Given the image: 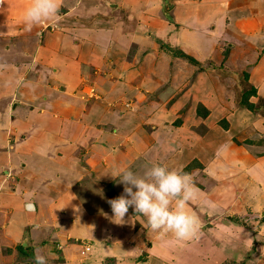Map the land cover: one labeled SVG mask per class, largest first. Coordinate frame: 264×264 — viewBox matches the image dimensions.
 I'll use <instances>...</instances> for the list:
<instances>
[{"label":"rangeland","instance_id":"374dc122","mask_svg":"<svg viewBox=\"0 0 264 264\" xmlns=\"http://www.w3.org/2000/svg\"><path fill=\"white\" fill-rule=\"evenodd\" d=\"M1 1L5 3V0H0V2ZM8 1L16 3L12 6L9 14L7 13L8 9L6 12V4L0 7V80L3 78L8 85L19 77L20 67L24 65L19 62H25L22 50L26 47L27 51H30V55L27 54V51L26 55L30 56V58L33 56V61H30L31 72L50 77L56 73V70L66 69L72 72V74H75L73 67L72 69L71 67H67L72 66V62L69 61L71 60L70 57H68L69 60H67L66 66L60 63L61 60L59 58L63 60L68 54L65 46L60 44L59 47H56L54 43L57 38L62 39L59 37L65 38L69 35L71 40L79 41L80 44L81 38L71 33L69 28L74 32L76 28H83V24L86 20L92 19H94V21L98 20L95 23V28H100V19H103L101 21L104 22L112 21L115 23L118 31L125 35L130 32V27L131 29L134 28L127 22L128 18L123 13H121V15L118 13L121 11L120 9H125L120 0H107L104 2L101 6L108 9L106 14L103 11L96 14H89V11L82 10V1L85 2V0H78L77 2L76 0H69L63 3L54 1L58 6L57 14L55 16L41 18L38 22L32 23H29L25 19V14L21 15L22 11L25 13L26 9L32 5L31 0ZM34 1L35 0H32V3ZM176 1L178 0H163L160 10V15H162L159 22L164 21L165 24H167V28L160 25L159 30V25L150 23V25L142 29L141 33L137 34L135 29V31L131 30L133 31V35L143 36L142 34H144L142 37L143 41L139 40L137 44L131 43L125 53L116 50L118 51L117 54L119 57L120 55H125L126 57L122 63L115 64L113 60L110 59L109 55L104 54L103 51L100 53L96 52V56H92L91 54L94 58L91 57V59H89L90 56H88V58H84L85 60L82 59L83 63H80L81 69L77 71L78 75L82 74L84 77H87L89 76L87 73L91 72V77L93 73L98 74L102 71L105 72L106 75L110 73H114L115 75L121 74V78H119L118 81L119 83L111 89L112 82L110 83V79L107 80L106 83L98 80L94 85L95 89L92 87L93 93L95 90V94L98 93V95H101L99 101L105 104L107 110V115H101V117H99L97 113L93 115L94 118H92V120L99 121L100 128H109L110 130L103 133L98 132L97 135H106L104 139L106 145L104 147L108 145L107 151H112L116 148L113 150L115 153L114 156L108 158L114 172L119 168H128L134 173L140 174L146 167L155 163L157 159L156 156L160 158L161 156L158 155L168 152L176 157V159L172 156L166 157L169 163L172 164V166L174 165L177 171L186 173L190 177L189 186L192 190L191 199L194 202L191 203L193 209L191 211L194 212L193 214L199 221V228L193 237L183 241L179 240L178 247L174 248V250L171 248L173 256L167 255L169 253H164L165 259H163L160 264H264V251L260 249V245H264V235H261V237L258 236L262 223L260 220L262 213L259 212V210L262 209L264 204V189H262L263 186H261L260 189H255L254 192L256 193H251L249 195V192H247V188H249L248 185L251 184V182L249 184L248 181L249 177L247 170L252 167V170L261 175L264 172V160L257 164L249 159L250 156L252 158L264 156V93H261L264 86L263 83L260 82V78L262 79L264 77V60L257 70L256 77L253 76V84L259 89L256 95L250 97V100L254 103V109L250 111L237 104L238 97L236 99L234 98L236 95L239 96L240 92L250 87L251 83L248 81L246 82L242 73L245 70L249 73L250 77L252 66H256L257 61H253L249 64L245 61L241 64H235V67L232 68L223 64V68H220V70L216 67L220 57L208 54L209 51L215 52L217 49L218 54L222 55V53L227 50L228 55L230 56L231 54V60L233 58H239L241 61L242 59L244 60V54H249L248 52L251 50V48H249L250 46L241 47L235 44V47L239 50L238 52L237 49H232V46L228 44L235 42L232 37L233 33H231L234 29L233 25H239L242 28L243 23H245L244 29L246 33L250 32L249 35L256 26L250 22L249 9L241 8L243 4L245 6V4L247 5L246 2L249 4L252 0H227V6L230 9L229 12L232 14L237 12L239 17L233 18L232 25L230 24L228 26L231 32L225 31V33L229 35V39H226V44L220 43L217 48L216 40L218 42L221 34L220 23L224 21L222 10H224L225 4L223 1L200 0L188 11V13L193 16L192 18L186 15L180 16L181 11L177 12L172 10V6L175 5ZM253 2L261 3L264 2V0H253ZM237 3H239V6L235 5ZM156 9L158 10L160 8L156 7ZM206 9L209 10L207 11ZM254 9L255 10L252 8V11L257 18L256 23L264 24V4L262 5V10H257V8ZM259 15L260 17H258ZM219 17L220 19H218ZM204 18L207 20L212 18L210 22H206L210 26L209 29L215 32L209 34L211 35L210 38L213 44L208 45L206 48H201L197 47L198 44L205 43L207 41L206 39H208V35L202 28H196L194 31L193 29L194 26L197 25V21H204ZM226 23L228 25L229 20H226ZM132 24L134 25V22ZM186 24L196 37L189 40L185 39V42L181 43L180 46L176 45L174 47H180L188 54H192L189 50L193 52L205 50L206 52H202V56H200L204 58L208 54L205 58V62H201V59L198 58L196 61L197 64L193 63L190 65L188 60L185 61L181 59L180 56L173 55L167 51L165 46H170L169 42L166 41L167 32L164 38L158 37L161 32L171 28H178L180 25ZM234 33L240 32L234 31ZM262 33H264V25L262 27ZM48 35L50 36L48 37ZM249 35L247 34V36ZM23 38L26 39V41L22 40ZM46 39H49L51 43H47ZM24 41L25 44H22ZM82 43L85 44V39ZM79 44H77L76 47L73 45L71 49L77 48V51H80ZM67 45L70 46V41L67 42ZM259 49L257 53L254 51L251 52V59H254L257 54H259L257 60L259 61L261 59L264 55V45L261 50ZM60 53H63L64 56H61ZM85 53L86 50H83V54ZM73 54H77V52L73 50ZM45 56L50 57L49 60L51 61L48 60L46 64L44 63L46 65V70L39 69L38 66H41V62H43ZM192 57H195L194 54H192ZM28 59L29 58H26V60ZM92 59L94 61H92ZM10 62H14L13 66ZM34 62L35 66H37L36 68ZM16 63H18L17 66H15ZM213 64L216 66H213ZM200 66L204 68L200 69ZM193 67L196 68V76L193 75ZM133 68L138 71V74H130ZM199 71H201L200 73L206 71L205 75L211 84L217 82L221 78L222 82L224 81L226 83V88H229V93L224 95L221 99L223 104L222 107H220L221 109L217 111L207 109L208 113L205 116L196 114V110L194 109L198 105V101L196 100L194 105L189 91L186 90L193 85ZM220 72L223 73L220 74ZM222 74L225 77H223ZM41 76L40 78L43 79ZM104 77L107 78L108 76ZM100 78L102 79L103 76H100ZM25 80L28 79H23V84H27ZM257 81L260 83L258 84ZM42 83L50 86L54 85L50 81ZM91 86L92 85H89V87ZM19 87L20 83L15 87V89H17V96L20 95L22 89ZM57 87L59 89L61 88L60 86ZM88 90L89 88H87L86 84L83 93H81L82 98L86 97L85 100H89L87 95ZM230 90L234 91L236 94L233 95ZM71 91H73V89ZM183 93L186 94L184 96L186 101L181 100ZM106 94H108L110 99ZM28 101V103L34 105L32 100ZM13 102L15 103L16 101ZM18 102L17 100V107L21 104V102ZM182 103L185 105V111L191 110V117L188 118L189 120H187V122L183 121L184 119L182 120V112L180 111L181 115L177 112V109L183 106ZM158 105L160 106L159 108H157ZM21 108L26 110V107L23 105H21ZM204 108H206L205 105L201 104L200 111H204ZM18 112L20 115L14 116L13 118V121H15L17 125L13 127V122L12 124L10 123V125L8 123L9 127L4 136L7 140V142H5L6 144H3V130H0V176L6 178V184H10L11 182L15 183L14 185L17 186V188L14 186L16 189L15 192L18 194L17 191H20V194L23 187L25 191L26 189L30 191V186L22 185V187L20 185L21 181L28 180L32 176L28 173H34L37 175L35 176L36 178H40L41 175L46 174L47 170L45 169H48L50 166H43L40 163L36 164L38 162L35 159V154L23 155V153H21L20 155L22 150L19 149L17 150L18 152H16L13 148L8 146V144L11 143L10 141L14 140L13 138H18L19 140L23 139V134H25L30 126L27 123V119L23 117L20 108ZM201 118L205 119L206 122L200 121ZM2 119L3 117L0 120ZM2 122V125H4V122L7 124V121L4 119ZM155 125L157 127L156 131H154ZM4 127L6 126L4 125ZM113 134H119L121 137L111 136V140H109L107 137ZM126 135L130 143L123 140ZM143 135H145L144 138ZM146 135H151V137H147ZM9 139L10 141H8ZM19 140L15 143H19ZM131 142H135V144H131ZM153 143L157 144L154 145ZM125 145L129 146L125 149L126 153H129L128 151L133 145L137 152H134L132 157L122 154L123 149L121 148H125ZM153 145L158 146L153 148ZM16 146L19 145L16 144ZM150 146L153 149L150 150ZM179 147L180 149L176 151ZM169 163L167 162L168 165ZM51 164L53 163L51 162ZM187 164L188 166L184 167ZM172 166H170V169H172ZM111 172L112 171H110V173ZM46 176L49 177V175ZM84 176V174L79 175L78 181L76 182L77 184L73 183L70 187L66 183L67 187L63 186V188L60 186L57 187L58 185L55 182H49L47 180L49 182V187L53 188V193L48 195L43 192V196L45 199L55 201V203L51 204L50 202L41 201L45 206L49 205L50 210H53V212L59 215V218H65L67 223H69L67 221L68 218L73 217L76 210H85L86 212H88L89 209L91 211L92 208L98 210L96 212L102 211V209L108 210L110 208L107 205L108 200H104L102 196H104L105 193H107L109 197L111 195L113 196V194H109L110 186L115 188V197L123 192V184L118 182V180L111 185L108 184L104 191L100 189L96 183L101 182L99 178L104 177L102 176V172ZM16 178L23 179L19 182ZM56 179L58 182V178ZM72 180V176L69 174L67 175V179L65 178L67 182H71ZM46 184L48 186V183ZM227 185L237 189L234 201L225 202L227 207H223L222 210L215 211L213 209L211 213L210 210H208V215L204 216V213H200L199 208L201 207V202H205V200H208L210 197H215L213 193L215 187L217 186L219 189L222 188V190L225 191L223 192L225 195L229 190ZM41 188H45V182ZM0 190L9 195L6 186L3 188L0 187ZM39 191L40 190H35V192H33L35 199L37 195L42 194ZM101 191L102 195L100 194ZM199 191L203 193L201 194ZM72 195L76 197L73 206L69 204L72 202H68ZM259 195L263 196L260 198L261 202H255L256 210L254 209V211H252L248 202L260 197ZM32 202L35 203L34 200H32ZM217 205L220 207L223 204L222 202H217ZM195 213L199 215L197 216ZM50 215L52 218L55 217L52 212ZM235 216L238 218V222H234L230 219ZM202 219H204L203 224L200 223ZM51 225L52 224L49 225L50 229L52 228ZM152 231L154 233V230ZM221 233H223V238H221L223 247H221V242L218 241ZM56 238L58 239L57 236ZM159 239H161L159 243H161L162 246L165 247L166 244H168L166 239H162L160 236ZM68 241H73L76 246L77 252L75 255L79 259H76L77 263H75L90 264L87 262V257L90 254L92 240L89 237L82 239L70 237ZM150 241L153 243L152 240ZM151 242H148V245H150ZM22 245L23 242L20 246ZM172 245L171 243L170 247H172ZM177 249H180L179 252H181V254L176 252ZM210 249H212V251ZM28 250L29 252L32 251L30 247ZM34 256L32 255V257ZM110 257L102 258L100 264H117V262H119V264H152L148 262L149 257L146 251L138 255L133 253L128 256V258L115 259L113 261L109 260Z\"/></svg>","mask_w":264,"mask_h":264},{"label":"crops","instance_id":"0c3cea01","mask_svg":"<svg viewBox=\"0 0 264 264\" xmlns=\"http://www.w3.org/2000/svg\"><path fill=\"white\" fill-rule=\"evenodd\" d=\"M54 1H60L63 3L69 0ZM77 1L78 0H76V2ZM106 1L107 0H85L86 3L82 1V10L89 11V14H96L100 11H103L106 14L108 12V9L101 6ZM120 1L123 3L125 9H120L121 11H119L118 13L120 15L121 13H123L128 18L127 22L134 27L133 29H131V27L129 28L131 33L129 32L127 33V35H125L122 32L118 31L114 22L101 21L103 19L99 20L101 23L100 28H95V23L98 20L94 21V19H92L86 20L83 24L84 27L76 28L74 32L69 28V31H71V33H74L78 36V38H81L80 44L79 41L71 40V37L69 35H67L65 38L59 37L62 39L57 38V40L54 42L56 44V47H59L60 44L65 46L68 54L63 58V60L59 58L61 60L60 63L66 66L67 60H69L68 57H70L71 60L69 61L72 62V66L67 67H71V69L73 67L75 74H72V72H69L66 69L56 70V73L50 77H48L47 75L41 76L40 73L36 74L35 72H31L30 61H33V56L31 58L30 56H28L30 55V51H27L26 47L24 50H22V53L24 54V61L26 63L23 61L19 62L24 64L21 67L19 66V77L10 82L9 85L5 80H3V78L0 80V117H3V119L7 121V124L6 122H4V125L6 126L4 127V125H2L3 119L0 120V130H3V144H6L5 142H7L4 136L6 134L7 128L9 127L8 123L10 125V123L12 124L13 122V127L17 125L15 121H13V118L14 116L20 115V113L18 112V109L20 108L23 117L27 119V123L30 126L26 130L25 134H23V139L19 140L18 138H13L14 143L9 139L8 141H10L11 143H9L8 146H10V148H13L16 152H18L17 150L19 149L22 150V152H20V155L21 153H23V155L35 154V159L38 162L36 164L40 163L43 166H50L48 167V169H45L47 170L46 174L41 175L40 178H36L35 176L37 175L34 173H28L32 175L28 180L21 181L23 178H16L17 181H21V184L18 182L21 186L28 185L31 187L30 191L27 189L25 191V188L22 186L23 188L20 194V191H17L18 194L15 192V183L11 182L10 184H6V178L4 176H0V187L3 188L4 186H6L7 191L9 192L8 195L0 190V264H35L34 257H32V255L34 256V254H44L49 257V264H76V259L79 258H77L75 255L77 251L73 241H68V238L70 237L77 239L89 237L92 240L90 254L87 257V262H89L90 264H100L102 258L104 257L111 256L109 260L113 261L115 259L118 260L122 258H128V256L133 253L138 255L143 251L148 252L149 263L160 264L163 259H165L164 253H169L167 255L173 256L171 248H173L174 250V248H177L179 245V240L176 239L171 233H165L160 230L154 231L153 233L152 229L147 226V224H145L147 223L146 218L140 214L135 213L132 207H129L128 212L125 214L123 223H115L111 220L110 217L112 216V210L109 204H107L110 207L108 210L102 209V211L99 212H96L98 210L93 208L91 211L89 209L88 212H86L85 210H76V212L73 214V217L68 218L67 221L69 223H67L65 218H59V215L53 212V210H50L49 205L45 206V204L41 201L43 200L45 202H50L51 204L55 203V201L45 199V197L43 196V192L47 193L48 195L53 193V188L49 187L50 181L55 182L58 185L57 187H67L66 183L71 187L73 183H76L78 181L79 175L84 174L85 176H88L90 174H98L102 172V176L104 177L99 178L101 182L96 184L100 189H103V191L105 187L108 186V184L111 185L112 183L117 181V179H114L110 174H107L110 173V171L114 172L108 161V158L110 156H114L115 153L113 150H115L116 148H114L112 151H107L108 145L104 147L106 145V142L104 140L106 135H97L98 132L103 133L107 130H110L109 128H100L99 121L92 120V118H94L93 115H96L97 113L99 114V117H101V115H107V110L105 108L106 106L103 102L99 101L101 99V95H98V93L95 94V90L94 93L90 92V88H94V85L98 80L106 83L107 80L110 79V83L112 82L110 87L111 89L117 83H119L118 81L119 78H121V74L115 75L114 73H110L109 75H106L105 72L102 71L98 74L93 73V75L90 77L91 72H88L87 75L89 76L84 77L82 74L78 75L77 71L81 69L80 63H83L82 59H84L85 57L88 58V56H90L89 59H91L92 56H96V52L100 53L102 51L104 54L109 55L110 59H112L115 64H120L126 59V57L125 55H120L119 57L117 52L122 51L123 53H125L131 43L137 44L139 40L143 41L142 37L144 36V34H142L143 36L133 35V31L136 30L137 34L141 33L142 29L146 28L148 25H150V23L159 25V30L160 25L167 28V24H165L164 21L159 22L162 15H160V10L162 8L163 0ZM199 1L200 0H178L176 1L175 5L172 6V10L177 12L181 11L180 16L186 15L192 18L193 16L189 14L188 11ZM222 1L225 4L224 10H222L224 21L220 23L221 34L218 42L216 40V48L220 43L226 44V39H229V35L226 34L225 31L227 30L231 32L228 26L230 24L232 25L233 18L239 17L237 12L235 14L229 12L230 9L227 6V2L229 0ZM33 3H35V1ZM33 3L31 0V4ZM246 3L247 5L245 4L244 6L243 4L241 8L249 9V16L251 19L250 22L252 24H255L256 26L253 28L251 34L249 35L250 32H245V23H243L242 28L239 25H233L234 29L231 33H233L232 37L235 42L227 44L229 46H232V49H237L238 52L239 50L235 47V44L240 45L241 47L250 46L249 48H251V50L248 52L249 54H244V60L242 59V61L239 58H233L231 60L230 54V56L228 55L223 62L222 55L218 54L217 49L215 52L209 51L208 54H210L211 56L213 55L215 57H220L217 65L222 62L224 65L230 68L235 67V64H241L245 61H247V64L253 61H257L256 66H252V72L250 74L251 76L249 77L250 79H248V82L253 84V76L256 77L257 70L262 65V61L264 60V55L258 61L257 57H259V54H257L254 59L250 58V54L253 51L257 53V50L259 48V50H261L264 45V33H262V27L264 24L256 23L257 18L253 14L252 8L253 10H255L254 8H257V10H262V5L264 4V2L254 3L252 0L250 2L251 4H248V2ZM4 4L7 5L6 12L8 9L7 13L9 14L12 6L16 3L5 0V3H3L2 1L0 2V7H2ZM235 5L239 6V3ZM156 7L160 9L157 10ZM24 14L25 13L22 11L21 15ZM258 17H260V15ZM211 19L207 20L206 18H204V21H197V25L194 26L193 31L196 28H202L208 35V39H206L207 41L205 43L198 44L197 47L206 48L208 47V45L213 44V41L210 38L211 35L209 34H212L215 31H211L209 29L210 26L206 22H210ZM218 19H220V17ZM226 20H229L228 25L226 23ZM92 21L94 22V24ZM131 21L132 23L134 22V25L131 23ZM193 31H191L190 27L187 26V24L180 25L178 28H171L159 33L158 37L164 38V35L167 32L166 41L169 42V47L176 48L174 46H180L181 43L185 42V39L189 40L196 37L195 34H192ZM234 31H239L240 33H234ZM247 34L249 36H247ZM49 36L50 35H48V37ZM84 39L85 44L82 43ZM2 40L5 41L4 39ZM22 40L26 41V39L24 38ZM25 41L22 44H25ZM46 41L49 44L51 43L49 39H46ZM68 41H70V46L67 45ZM77 44L80 45V51H77V48L71 49L73 45L76 47ZM73 50H75L77 54H73ZM83 50H86L85 54H83ZM26 51L28 55H26ZM189 51L194 54V58L196 60L199 58L201 59V62H205V58L208 54L204 58L200 57L202 56V52H206L205 50L195 52L191 50ZM192 54L190 55L192 56ZM60 55L64 56L63 53H60ZM26 58L29 59L26 60ZM180 58L187 61L185 58ZM49 59L50 57L45 56V59L43 60V62H41V66H38V68L46 70L45 64ZM92 61L94 60L92 59ZM10 64L13 66L14 62H10ZM17 64L18 63H16L15 66H17ZM191 64L193 63H190V65ZM36 67L37 66H35V68ZM195 71L196 68L193 67V75L196 76ZM200 72L201 71H199L197 77H195L193 85H191L190 88H187L186 90L189 91L194 105L197 100L198 104L201 103L205 105L206 109L217 111L221 109L220 107H222L223 105L221 99L224 97V95L229 93V88H226L227 85L224 81L222 82L221 78L217 82L211 84L207 80V77L205 75L206 71H202V73ZM221 73L223 72H220V74ZM130 74H138V71L133 68L130 71ZM40 76L43 77V79L40 78ZM100 76H103V78L101 79ZM104 76L108 77L105 78ZM23 79H28L25 80L27 84H23ZM47 80L54 85L50 86L42 83L48 82ZM260 82L263 83L264 86V77L262 79L260 78ZM260 82L257 81L258 84ZM19 83L22 89L20 91V95L17 96V89H15V87L18 86ZM86 84L87 88H89L87 92L89 100H85L86 97L82 98L81 96V93H83ZM89 85L92 86L89 87ZM57 86H60L61 88L59 89ZM72 89L73 91H71ZM258 89L256 87V92ZM230 92L233 95L236 94L232 90H230ZM261 93H264V87ZM185 95L186 94L184 93L182 94L181 100H185ZM106 96L110 99L108 94H106ZM237 97L238 95H236L234 99H236ZM17 100L21 102L19 107H17ZM28 100H32L34 102V105L28 103ZM13 101L16 102L14 103ZM21 105L25 106L26 110H23V108H21ZM159 107L160 106L158 105L157 108ZM196 108L194 110H196ZM177 110L176 111L179 114L180 111L182 112L181 117H183V121L187 122V120H189L188 118L191 117V110L189 109L185 111L184 104ZM200 121L206 122V120L203 118H201ZM156 130L157 127L155 125L154 131ZM111 136L121 137V135L119 134H113L109 135L107 138L111 140ZM146 136L151 137V135ZM144 137L145 135H143V138ZM17 140H19V143H15ZM123 140L130 143V140H127V135ZM132 143L135 144V142H131V144ZM16 144H18L19 146H16ZM154 145L153 148L158 146ZM124 147L125 148H121L123 149L122 154L128 155L129 157H132L134 155V152H137L134 148V145L128 151L129 153L125 152V149H127L129 146L125 145ZM153 148L151 147L149 149L151 150ZM179 149L180 147L177 148L176 151H178ZM158 156L161 157L159 158L156 156L157 159L155 163L165 164L169 168L170 166H172V164L169 163L166 157L172 156L176 159L175 155H172L168 152H165L164 154H160ZM249 159L253 163L258 164L259 162L264 160V156H259L256 158H252L250 156ZM51 162L53 164H51ZM167 162L169 163V165L167 164ZM173 168L177 169L174 165L172 166V169ZM251 168L252 167L247 170L249 184L251 182V184L248 185L249 188H247V192H249V195L251 193H256L254 192L256 188L258 190L261 188V186H263L262 189H264V172L261 175ZM68 174L72 176L73 180L71 182L65 181V178L67 179ZM46 175H49V177ZM56 178H58V182ZM43 181L45 182V188H41L44 183ZM46 183H48V186ZM227 186L229 187V185ZM35 190H40L39 192L42 193L40 195H37L36 199L33 193L35 192ZM236 190L237 189L235 187L230 186L227 194L224 195L223 192L225 191H223L222 188H217L216 186L213 190L215 197H210L208 200H205V202H201V207L199 208L200 213H204L203 215L205 216L208 215V210H210L211 213L213 209L217 211L222 210L225 206L227 207L225 202L234 201ZM190 191L192 190L190 189ZM115 193V188L110 186L109 194H113V196L111 195L109 197L108 194L105 193L106 196L104 195L102 197L107 201L111 198H114ZM199 193L202 194L203 192L199 191ZM261 197L263 196L255 198L248 202L252 211H254V209L256 210L255 202H261ZM32 200H34L35 203H33ZM75 201L76 197L72 195L68 202H72L69 204L73 206V203ZM27 202L32 203L33 209H27L25 207V203ZM192 202V199H190L186 204V207L190 211L193 210L191 204ZM217 202H222L223 205L219 207L217 205ZM51 212L54 213V218L51 217ZM259 212L264 214V204ZM191 213L193 214L194 212L191 211ZM195 214H197V216L199 215L198 213ZM203 221L204 219L200 220V223L203 224ZM48 222L52 224L51 229L49 228L50 224ZM261 235H264V221L261 223V229L258 233L259 237H261ZM56 236L58 237V239L56 238ZM159 236L162 237V239L167 240L168 244H166L165 247L162 246L161 243H159V241H161V239H159ZM221 238H223V233L220 234L218 240L221 242V247H223V241H221ZM150 240H152L153 243ZM22 242L23 245L20 247V244ZM148 242H151V244L148 245ZM171 243L173 244L172 247H170ZM29 247L32 249V251H30L31 253L28 250ZM212 249L210 250L212 251ZM260 249L264 251V245H260ZM179 251L180 249L176 250V252L181 254V252ZM117 264H119V262H117Z\"/></svg>","mask_w":264,"mask_h":264},{"label":"clouds","instance_id":"9594fccd","mask_svg":"<svg viewBox=\"0 0 264 264\" xmlns=\"http://www.w3.org/2000/svg\"><path fill=\"white\" fill-rule=\"evenodd\" d=\"M57 12L54 0H35L26 9L25 19L29 23L38 22L41 18L55 16ZM107 174L123 184V192L107 201L113 222L123 223L125 214L132 207L135 213L146 218L148 226L154 231L171 233L178 240L196 234L199 221L186 207L191 199L190 177L186 173L170 169L162 163H152L140 174L128 168H119ZM25 207L33 209L32 203H25ZM34 261L35 264H49V257L36 254Z\"/></svg>","mask_w":264,"mask_h":264},{"label":"trees","instance_id":"16d2710c","mask_svg":"<svg viewBox=\"0 0 264 264\" xmlns=\"http://www.w3.org/2000/svg\"><path fill=\"white\" fill-rule=\"evenodd\" d=\"M170 8V6H169ZM165 48L167 49V51L169 53H172L173 55H176V56H180L182 58H185L186 60H188L190 63H194V64H197L196 63V59L194 57H192L190 54L188 53H185L183 50H181L180 48H171L167 45V47L165 46ZM228 56V52L227 50L224 51V53H222V62L226 59V57ZM220 63L218 64L217 66L213 64V66H216L217 68H223V63ZM201 68H204L203 66H200V69ZM243 75V78L246 79V82L248 81L249 79V73L247 71H243L242 73ZM256 95V87L251 84L249 88L243 90L242 92H240V95L238 96V99H237V104L239 106H243L245 107L246 109L248 110H253L254 109V103L250 100V97L251 96H254ZM200 105L201 104H198L197 105V108H196V114H198L199 116H205L208 112V110L206 108H204V111H200ZM188 166L185 165L184 167ZM190 166V165H189ZM184 169V168H183ZM187 169V168H186ZM184 172V171H183ZM232 221L234 222H238V218L235 216V217H231L230 218ZM260 220L263 222L264 221V214L263 216L260 218ZM21 247V246H20ZM220 264H223V263H220Z\"/></svg>","mask_w":264,"mask_h":264},{"label":"built area","instance_id":"2783aa9c","mask_svg":"<svg viewBox=\"0 0 264 264\" xmlns=\"http://www.w3.org/2000/svg\"><path fill=\"white\" fill-rule=\"evenodd\" d=\"M90 92H93V89L92 88H90ZM26 205H29V203H26Z\"/></svg>","mask_w":264,"mask_h":264},{"label":"water","instance_id":"95a60500","mask_svg":"<svg viewBox=\"0 0 264 264\" xmlns=\"http://www.w3.org/2000/svg\"><path fill=\"white\" fill-rule=\"evenodd\" d=\"M263 215V214H262Z\"/></svg>","mask_w":264,"mask_h":264}]
</instances>
